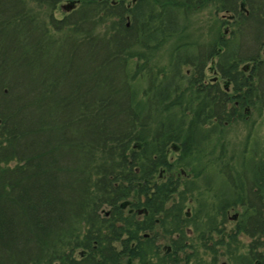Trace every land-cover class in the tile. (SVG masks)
<instances>
[{
  "label": "trees",
  "instance_id": "trees-1",
  "mask_svg": "<svg viewBox=\"0 0 264 264\" xmlns=\"http://www.w3.org/2000/svg\"><path fill=\"white\" fill-rule=\"evenodd\" d=\"M62 1L0 0V264H264V142L199 229L170 173L250 106L264 113V0L248 15L234 0H78L55 19ZM209 2L236 14L232 37L177 45L161 78L148 57Z\"/></svg>",
  "mask_w": 264,
  "mask_h": 264
},
{
  "label": "rangeland",
  "instance_id": "rangeland-1",
  "mask_svg": "<svg viewBox=\"0 0 264 264\" xmlns=\"http://www.w3.org/2000/svg\"><path fill=\"white\" fill-rule=\"evenodd\" d=\"M128 2L129 0L126 3ZM211 3L213 2H209L196 11H191L190 17L184 24V31L169 39L155 54L148 57L155 72L161 69V78L162 70L168 67L171 55L177 45L190 43L195 46L194 50L210 45L214 42V35L218 30L225 39L232 37V33L237 27L231 20L232 14L218 11ZM27 4L36 15H41V18L47 14H39V9L33 2L28 1ZM45 10L46 8H43L42 12H46ZM68 13L57 6L52 15L55 19H62ZM100 30L101 28H98L97 31ZM251 48L249 42L244 41L243 55L248 56ZM212 66L209 64V67L205 69V78L208 82L216 77L212 71L217 68L214 66L212 68ZM184 70L187 75L191 73V69L188 67ZM143 85L145 86L146 83ZM219 85H222V82ZM258 109V107L250 106L245 118L233 120L217 128L214 133H209V148L194 160L193 167L184 171V175L180 174L182 173L180 168H173L170 171L171 175H174L179 181L180 190L184 187L189 191L187 195H189L190 200L188 199L184 212H190V216L195 217L193 218L195 222L192 224L194 228L199 229L201 221L205 220L207 215L213 217V205H217L220 200L232 198L231 196L236 191L233 185L237 184V180H245L248 177V168L250 167L248 164L252 159L249 162L247 159L260 153L258 152L259 146L254 144L264 142V113ZM170 157H174L173 152L170 153ZM158 179H160L159 175ZM229 179H234L236 182L230 183ZM210 202L212 203V210ZM240 211V208H232L228 211L224 224L221 225V217H217L215 224L221 225L222 227H219L224 233L232 231L236 226L235 220L232 218ZM160 237L161 233L159 234ZM248 242V238L240 236L241 245H246ZM202 249L200 251L204 253ZM218 251L219 254L222 253V249H218ZM218 264H229L226 256L219 255Z\"/></svg>",
  "mask_w": 264,
  "mask_h": 264
},
{
  "label": "flooded vegetation",
  "instance_id": "flooded-vegetation-1",
  "mask_svg": "<svg viewBox=\"0 0 264 264\" xmlns=\"http://www.w3.org/2000/svg\"><path fill=\"white\" fill-rule=\"evenodd\" d=\"M221 1H224V2H228L229 0H221ZM258 3H260V1L261 0H256ZM234 2H236V4H237V6H238V11H239V13L240 14H246V15H248V5H247V2H246V0H234ZM78 4H79V1L78 0H64V1H62L61 3H59L57 6L61 9V10H63V11H67V12H70V11H72L73 9H76V7L78 6ZM71 5H72V9H69V10H66L67 8H69V7H71ZM226 13H231V12H229V10H226L225 11ZM232 15H231V20H233V23H235L236 22V14L234 13H231ZM209 67V66H208ZM212 70V69H211ZM246 71V70H245ZM213 72V74H215L216 75V77L215 78H213V79H210V81L208 82L207 81V79H205V83L206 84H209L208 86H210L211 87V89H212V84L213 83H215V82H217L218 81V79H219V77H218V75H217V73H218V71H212ZM225 89V91L226 92H229V88L228 87H226V88H224ZM163 173H164V171H161V173L159 174V178L162 180V178H165L164 177V175H163ZM129 210H130V208H128ZM139 215H141V213H139ZM236 219V217H233L232 218V220H235Z\"/></svg>",
  "mask_w": 264,
  "mask_h": 264
},
{
  "label": "water",
  "instance_id": "water-1",
  "mask_svg": "<svg viewBox=\"0 0 264 264\" xmlns=\"http://www.w3.org/2000/svg\"><path fill=\"white\" fill-rule=\"evenodd\" d=\"M133 2L135 1V0H132ZM73 7H72V5H71V7H69V8H67L66 10H69V9H72Z\"/></svg>",
  "mask_w": 264,
  "mask_h": 264
}]
</instances>
